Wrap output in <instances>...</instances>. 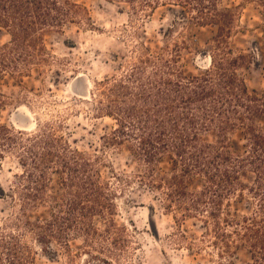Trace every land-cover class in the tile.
Listing matches in <instances>:
<instances>
[{
  "label": "trees",
  "instance_id": "16d2710c",
  "mask_svg": "<svg viewBox=\"0 0 264 264\" xmlns=\"http://www.w3.org/2000/svg\"><path fill=\"white\" fill-rule=\"evenodd\" d=\"M106 1L126 4L144 17L161 7H179L186 12L182 21L217 27L211 66L201 75L183 71L179 50L154 54L143 46L120 74L100 82L99 111L116 124L103 139L113 147L128 146L141 166V182L159 193L178 225L199 219L204 238H211L222 254L231 256L240 245L251 254L249 264H264V92H249L238 74L246 55L235 56L227 47L235 12L221 8L219 0ZM244 1L256 3L264 16V0ZM69 24L93 26L82 0H0V28L11 37L0 45V77L19 79L46 65V33L62 32ZM4 98L0 90V108ZM236 133L243 141L238 152L231 145ZM210 135L213 141L207 139ZM7 148L19 155L23 170V212L0 227V264H35L17 232L35 233L41 244L50 246H68L75 235H84L88 242L112 235V205L84 153L51 128L25 135L0 123V158ZM56 173L61 191L52 197L50 218L32 221L28 213L44 198ZM249 174L252 181L246 179ZM247 197L254 207L239 215L233 204ZM96 216L106 220L103 231L93 224Z\"/></svg>",
  "mask_w": 264,
  "mask_h": 264
},
{
  "label": "rangeland",
  "instance_id": "374dc122",
  "mask_svg": "<svg viewBox=\"0 0 264 264\" xmlns=\"http://www.w3.org/2000/svg\"><path fill=\"white\" fill-rule=\"evenodd\" d=\"M90 12L92 27L69 24L62 32L45 35L48 62L19 79L0 77L5 104L0 123L15 132L34 135L51 128L73 149L91 159L112 205V235L88 242L84 235L70 238L68 246H50L38 235L17 232L27 245L35 264H249V250L233 248L222 254L204 238L205 228L191 218L178 225L164 209L159 193L141 182V166L128 146L113 147L103 139L115 127V120L99 111L98 84L113 78L134 61L143 46L154 54L179 50L178 64L187 75H201L211 66L212 41L216 26L198 27L182 21L179 7H161L149 17L136 15L126 4L106 0H82ZM221 8L235 12L227 47L235 56L246 55L238 68L250 93L264 92V16L256 3L219 0ZM0 28V45L10 41ZM171 54L168 55L170 57ZM23 109V110H20ZM213 141L214 137H207ZM233 150L243 149L240 133L231 136ZM10 148L0 158V227L15 222L23 212L19 177L23 170L18 154ZM170 165L165 162L163 169ZM253 174L246 176L252 181ZM59 174H52L44 198L28 213L32 221L50 218L53 199L60 192ZM254 201L234 203L239 215L249 213ZM100 231L107 228L101 216L93 219ZM10 225V224H9ZM13 226L10 225V232ZM15 230V229H14ZM50 247V249H48Z\"/></svg>",
  "mask_w": 264,
  "mask_h": 264
},
{
  "label": "bare ground",
  "instance_id": "6f19581e",
  "mask_svg": "<svg viewBox=\"0 0 264 264\" xmlns=\"http://www.w3.org/2000/svg\"><path fill=\"white\" fill-rule=\"evenodd\" d=\"M20 110H23V109H20Z\"/></svg>",
  "mask_w": 264,
  "mask_h": 264
}]
</instances>
